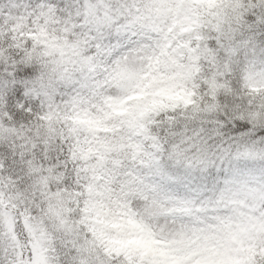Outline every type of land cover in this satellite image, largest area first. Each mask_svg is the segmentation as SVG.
Instances as JSON below:
<instances>
[{"label": "clouds", "instance_id": "1", "mask_svg": "<svg viewBox=\"0 0 264 264\" xmlns=\"http://www.w3.org/2000/svg\"><path fill=\"white\" fill-rule=\"evenodd\" d=\"M0 264H264V0H0Z\"/></svg>", "mask_w": 264, "mask_h": 264}, {"label": "snow or ice", "instance_id": "2", "mask_svg": "<svg viewBox=\"0 0 264 264\" xmlns=\"http://www.w3.org/2000/svg\"><path fill=\"white\" fill-rule=\"evenodd\" d=\"M29 70L25 69V72H28ZM21 75H23V73H21Z\"/></svg>", "mask_w": 264, "mask_h": 264}]
</instances>
